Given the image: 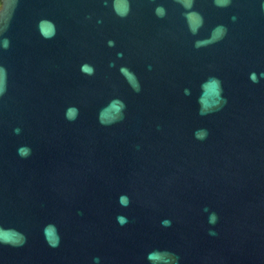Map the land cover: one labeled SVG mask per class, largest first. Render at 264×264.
Listing matches in <instances>:
<instances>
[{
  "label": "water",
  "instance_id": "water-1",
  "mask_svg": "<svg viewBox=\"0 0 264 264\" xmlns=\"http://www.w3.org/2000/svg\"><path fill=\"white\" fill-rule=\"evenodd\" d=\"M0 264H264V0H0Z\"/></svg>",
  "mask_w": 264,
  "mask_h": 264
}]
</instances>
